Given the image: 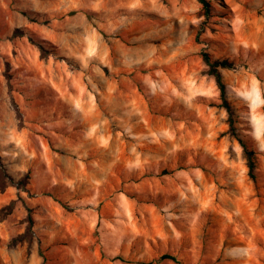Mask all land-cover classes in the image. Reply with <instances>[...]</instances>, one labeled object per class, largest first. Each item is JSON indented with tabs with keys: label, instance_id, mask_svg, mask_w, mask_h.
<instances>
[{
	"label": "rangeland",
	"instance_id": "1",
	"mask_svg": "<svg viewBox=\"0 0 264 264\" xmlns=\"http://www.w3.org/2000/svg\"><path fill=\"white\" fill-rule=\"evenodd\" d=\"M209 2L0 0V264H264V0Z\"/></svg>",
	"mask_w": 264,
	"mask_h": 264
},
{
	"label": "trees",
	"instance_id": "2",
	"mask_svg": "<svg viewBox=\"0 0 264 264\" xmlns=\"http://www.w3.org/2000/svg\"><path fill=\"white\" fill-rule=\"evenodd\" d=\"M198 2L201 4L205 14H208L210 12V2L209 0H198ZM200 55L202 57V60L206 66V74L212 76L214 78L215 84L217 86L218 92H219V100L220 103L219 105L223 107L226 112L228 113V124H229V130L233 135H236V130L234 126V119H233V112L232 108L227 100L226 97V85L223 81L222 74L220 72V68H225L229 66V62L227 59H212L210 55L202 51L200 52ZM235 136V137H236ZM238 142L242 146L244 155L246 157L247 161V167H248V174L251 178L255 177L254 170H255V161H256V156L254 154L253 149H251L248 144L243 141L241 138L237 137ZM1 161H0V191L4 190L5 186L8 184L7 182V176L4 174V170L1 166ZM160 259H171L173 261H176V258L174 256H171L169 254H162Z\"/></svg>",
	"mask_w": 264,
	"mask_h": 264
}]
</instances>
